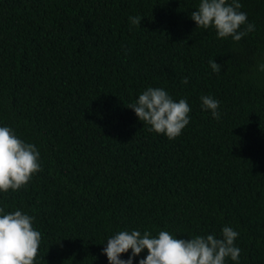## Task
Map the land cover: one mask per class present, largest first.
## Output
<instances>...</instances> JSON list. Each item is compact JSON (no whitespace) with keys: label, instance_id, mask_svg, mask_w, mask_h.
<instances>
[{"label":"trees","instance_id":"1","mask_svg":"<svg viewBox=\"0 0 264 264\" xmlns=\"http://www.w3.org/2000/svg\"><path fill=\"white\" fill-rule=\"evenodd\" d=\"M240 2L255 29L233 41L196 26L198 0H0V123L42 163L0 204L35 217V264H108L105 238L125 228L187 239L224 224L238 264H264V0ZM147 86L187 98L180 135L127 107Z\"/></svg>","mask_w":264,"mask_h":264},{"label":"clouds","instance_id":"2","mask_svg":"<svg viewBox=\"0 0 264 264\" xmlns=\"http://www.w3.org/2000/svg\"><path fill=\"white\" fill-rule=\"evenodd\" d=\"M240 0H198L190 17L196 26L212 28L218 38L231 37L239 41L255 24L247 20ZM133 26H140L141 15H129ZM243 26V27H242ZM212 72H220L221 64L210 59ZM264 72V54L257 63ZM188 77L182 78L187 83ZM202 110L214 119L220 118V101L211 94L199 97ZM137 118L148 125L149 131L162 133L173 139L189 123L191 111L187 98H174L164 87L147 86L129 101ZM37 146L16 134L14 128L0 123V193L24 187L42 168ZM33 215L21 208L6 211L0 204V264H35L41 232L34 227ZM239 232L231 225L221 226L220 234L213 232L177 238L176 233L161 228L155 234L148 229H121L106 236L101 252L108 264H226V258L239 262L240 247L236 244ZM130 249V251H129ZM146 250L144 256H139ZM128 253L127 258L120 254Z\"/></svg>","mask_w":264,"mask_h":264}]
</instances>
